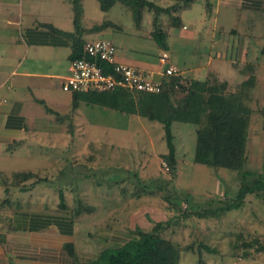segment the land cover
Returning <instances> with one entry per match:
<instances>
[{
    "label": "crops",
    "instance_id": "crops-1",
    "mask_svg": "<svg viewBox=\"0 0 264 264\" xmlns=\"http://www.w3.org/2000/svg\"><path fill=\"white\" fill-rule=\"evenodd\" d=\"M95 2L81 0L77 30L72 0H0V264L89 263L104 248L129 240L133 235L128 229L142 226L139 220L150 210L143 208L141 215L140 211L128 212L131 201L125 190L116 195L110 192L113 187L101 191L103 185L93 182L89 173L85 175L90 180L76 185L51 183L57 175L53 173L60 174L69 158L74 164L97 168L92 150L103 142L88 135L94 124L85 111L94 104L79 99L73 105L76 92L62 88L75 40L83 45L87 40L110 39L116 45L118 61L155 73L162 70L159 57L165 54L186 79L216 77L235 87L254 76L251 94L264 79V0H204L210 10L200 19L207 16L206 21L200 27L189 24L192 29L185 28L181 15H176V24H166L156 15V25L162 30L166 27L167 49L152 38L155 14L148 24L151 39L147 45V37L140 40L141 33L124 32L108 16L93 17L90 9L101 10L98 0ZM220 6L234 9L228 27L217 23ZM146 11L140 24H134L137 32L143 31L142 22L148 20ZM106 21L111 25L93 29ZM103 31L106 36L98 37ZM205 33L207 45L203 41L201 49L188 50L194 54V64L185 68L172 60L171 37L196 43ZM230 40L234 44L231 41L229 53ZM34 163L40 166H29ZM51 165L54 172L49 170ZM60 191L64 207L60 206ZM77 199L92 207L91 211L76 213ZM116 211L121 218H114ZM67 243L73 246L74 260L64 249Z\"/></svg>",
    "mask_w": 264,
    "mask_h": 264
},
{
    "label": "rangeland",
    "instance_id": "rangeland-1",
    "mask_svg": "<svg viewBox=\"0 0 264 264\" xmlns=\"http://www.w3.org/2000/svg\"><path fill=\"white\" fill-rule=\"evenodd\" d=\"M151 1H155L161 7L169 8V13L157 14L160 15L159 18L162 22L172 24V17L181 15L187 29H192L189 25L191 23H197L198 27L200 24H204L207 16L204 19L200 18H203L210 10L208 5L202 3L204 0H195L193 3L184 0ZM79 2L81 3V0ZM91 2L92 5L96 3L95 0H91ZM170 2L174 4L173 7ZM184 6L187 7L184 8ZM214 6L215 4L212 5V8ZM175 10L178 11L176 14L173 13ZM233 11L234 9L231 7L229 9L220 6L217 23L228 27L230 24L227 22L231 20L230 16L233 17ZM89 12H92V16L97 20L108 16L120 24L126 33H141L139 34L140 40L147 37L145 43L151 39L148 37L147 29L155 14L154 10L144 13V16L147 13L150 15L147 16V22H142L143 31L138 30L141 32H137V28L134 26L135 22L130 8L120 2L114 4L108 12L105 11L106 13L98 8L96 11L90 9ZM208 27L210 28V25ZM162 28L164 30L166 27L162 26ZM209 28L207 30H211ZM109 31L113 30L109 29ZM206 34L200 36L196 43L193 40L187 42L184 39L178 40L171 37L169 48L172 60L177 64L184 65L185 68L191 63L194 64L196 62L192 57L194 54L188 50L192 47L201 49V46L207 45L208 36ZM105 36L104 31L98 35L100 38ZM203 41L205 43L202 45ZM231 41L233 42V40L227 42L229 53ZM231 47L233 48V46ZM210 82L211 85L214 83V85H218L222 81L212 78ZM227 85L228 90L226 91H238V86ZM91 93L95 96V100L90 101L88 98L87 100L94 105L85 112L94 126L88 135H96L103 140L99 144V148L92 150L94 158L92 161H96L97 168H87V165L82 163L74 164L69 158L60 174L53 173L57 175L53 177L52 184L76 185L78 182L91 179L93 182L97 183L98 181L103 185L99 188L101 191L113 187L110 192L116 195L123 189L131 201L128 204V212L140 211L139 215H141L143 208L150 207V210H146L145 217H141L139 220L142 223L140 226L142 229L150 228L154 222L165 221L169 218L179 219V224L165 232V235L180 247L179 264H201L200 261L205 264H264L263 200L248 194L241 208L221 212L217 217L199 218L192 214L194 209H217L224 205L226 201L235 196L241 182V175L236 170L209 168L193 161L196 133L192 124L178 121L173 123L177 169L175 177H172L168 165L161 157L168 149L163 138L162 124L139 114L109 106L107 102H111L109 98L115 94L114 91ZM130 94L131 98L124 97V99L135 101L134 93ZM248 94L244 99L251 108V115L244 168L254 174H259L264 170V79L259 81L256 93ZM97 97L98 99H96ZM102 98H106V104L101 103L104 101ZM111 143L113 146L107 148L106 145ZM29 166L40 165L34 163ZM49 170L54 172L53 170L56 169L51 165ZM85 173H92L91 178L89 179ZM160 186L162 187L160 188ZM168 194L173 203L165 200L164 197ZM187 195L194 201L195 204L192 203L195 207L193 204L191 206L190 202L187 203L185 200ZM151 207L154 208V211ZM186 213L190 215L187 217ZM118 217L121 218L120 212L116 211L114 218ZM131 225L133 224L131 223ZM134 229L129 228L128 230ZM130 235L133 234L130 233ZM199 243L208 245L213 250L209 251L205 248L199 250ZM259 246L263 248L260 249Z\"/></svg>",
    "mask_w": 264,
    "mask_h": 264
},
{
    "label": "trees",
    "instance_id": "trees-1",
    "mask_svg": "<svg viewBox=\"0 0 264 264\" xmlns=\"http://www.w3.org/2000/svg\"><path fill=\"white\" fill-rule=\"evenodd\" d=\"M79 1L72 0L74 23L77 30H80ZM98 2L103 11L109 10L117 2L126 5L130 8L137 26L140 24L145 10H154L152 38L160 48L167 49L166 33L156 25V15L161 12L169 13L168 7H161L151 0H98ZM261 9L264 12V3ZM172 18L173 23L176 24L179 19L178 16ZM108 25L111 23L106 21L95 25L93 29L99 30ZM82 47L83 45L78 39L74 41L72 59L82 55ZM261 53L264 54V45L261 48ZM212 78L214 80L216 77ZM212 78L196 80L183 78L180 74L167 76L163 77L162 89L158 93L137 92L133 94L136 96L135 101H131L124 99V97H132L129 91L119 89L114 90L115 94L109 98L111 102H107L109 106L115 109L130 111L162 124L163 138L168 149L161 157L168 165L172 177H175L177 169L172 126L177 121L189 123L195 127L194 162L209 168H227L239 172L241 182L235 196L217 209H194L192 214L199 218L217 217L221 212L239 209L244 204L248 194L264 201V170L259 174H254V172L244 168L251 115V108L244 98L249 95V88L254 86L255 77L250 76L237 85L238 91H226L228 85L224 81L218 85H214L215 83L211 85L210 79ZM92 94L91 92H76L73 105H76L79 99L95 100V96ZM102 100L104 101L101 103L106 104V98H102ZM97 183L100 182L97 181ZM59 198L60 206L64 207V197L61 191ZM164 198L167 202L173 203L169 194ZM185 200L187 203L190 202L191 206L194 203L189 195ZM76 201V213L83 210L91 211L92 207L83 204L79 199ZM194 204L193 207H195ZM189 215L186 213L185 216L188 217ZM179 222V219L172 220L169 218L165 221L154 222L148 229L136 227L130 231L133 236L129 240L118 246L104 248L98 252L93 261L82 264H179L180 247L165 235L166 231ZM201 248L213 250L208 245L199 243L198 249ZM259 248L262 249L263 247L259 246ZM64 249L74 260L76 255L72 244L67 243ZM200 263L205 264L203 261Z\"/></svg>",
    "mask_w": 264,
    "mask_h": 264
},
{
    "label": "built area",
    "instance_id": "built-area-1",
    "mask_svg": "<svg viewBox=\"0 0 264 264\" xmlns=\"http://www.w3.org/2000/svg\"><path fill=\"white\" fill-rule=\"evenodd\" d=\"M117 48L110 39L87 40L82 55L71 59L62 88L72 92H109L124 89L130 93H158L162 76L176 75L177 70L163 54L160 72H153L117 60ZM162 75V76H161Z\"/></svg>",
    "mask_w": 264,
    "mask_h": 264
}]
</instances>
